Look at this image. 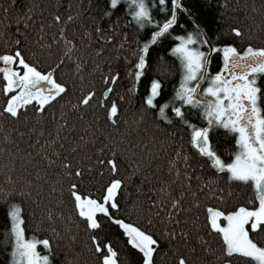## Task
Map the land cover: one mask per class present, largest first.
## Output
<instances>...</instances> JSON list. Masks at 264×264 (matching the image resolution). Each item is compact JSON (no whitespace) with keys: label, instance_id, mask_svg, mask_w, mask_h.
Instances as JSON below:
<instances>
[{"label":"snow or ice","instance_id":"6c2138e0","mask_svg":"<svg viewBox=\"0 0 264 264\" xmlns=\"http://www.w3.org/2000/svg\"><path fill=\"white\" fill-rule=\"evenodd\" d=\"M122 5L128 17L126 23L137 32L149 26L154 30L149 32L147 38L137 41V47L131 52L134 64L125 69L124 75L116 68L110 66L105 70L103 63L97 64L93 71L100 72L101 90L98 91L95 84L90 83L88 87L81 88L77 102L71 104V108L84 121L86 130V135L78 136L79 142L73 141L67 149L69 154L83 152L78 159L62 155L64 144L57 143L62 139L60 133L65 128L71 131L75 125H68L63 105L59 116L53 113L57 121L56 133L54 136L50 133L51 138L46 139L52 151H47L45 145L38 146L47 165L58 168L52 191H59L61 195L67 192L71 214L84 226L87 236L85 251L94 264H158V254H166L169 264H210L206 259L202 260L199 254H210L214 264H264V44H254V37H246L239 26H232L228 33L223 34L230 36V39H222L220 35L210 39L198 25L194 31L175 35V42L168 51L179 61V82L170 96L162 98V80L150 78L141 97L140 112L150 114L153 127L164 129L170 137H176L179 132L178 139L183 141L187 134L191 152L180 147L176 149L177 158L183 159L185 168L189 166L190 158L195 156L202 161L201 168L207 166L210 171L225 177L227 184L247 187L250 192L245 201L229 203L233 197L231 188L226 192L223 186L210 178L206 199L215 203L195 199L192 205L196 209L192 232L182 227L179 219L180 213L191 211L182 207L184 192L179 194L180 198L172 197L168 201L167 217L162 218L167 221L163 230L152 231L153 216L159 213L152 212L151 208L160 201H151L147 216H144L142 207L135 203L124 211L121 208V197L126 192L127 184L140 172L138 162L129 160L128 166L134 170L122 175V157L127 152L121 147L123 136L115 139L105 136V143L95 147L100 116L93 112L89 121L83 110L95 102V109L103 113L105 125L113 130L118 129L125 94L131 100L137 93L138 82L148 72L147 54L151 47L171 36L173 27L178 24V11L188 10L182 0H103L101 15L110 18ZM154 5L167 13L164 19L154 16ZM79 15L77 12L68 16L65 23ZM53 19L59 22L61 17L55 15ZM118 24L119 17L109 27ZM92 32L101 42L113 41L99 22L92 27V31L85 29L84 35L90 39ZM17 35L21 38L10 37L0 49V96L3 97L0 119L8 123L28 122L31 110L32 118L39 122L57 100L68 95L70 85L57 76V71L65 56L75 59L72 57L75 44L67 39L64 28L59 29V36L53 37L49 44L30 41L19 29ZM238 40L242 44L238 45ZM58 41L64 46L60 58L44 63L43 58L51 57L47 50ZM121 46L116 45L117 48ZM96 51L100 53L103 49ZM213 55L220 61L215 71L211 69ZM127 60L128 57H125V62ZM107 63L111 65V61ZM75 68L80 71L82 64L77 63ZM122 81L128 83L127 89L119 94L118 100L112 99ZM17 135L23 138L25 133L17 132ZM221 136L224 140L217 145L216 141ZM8 139L9 135L5 134L4 140ZM89 144L93 145L91 151H87ZM33 145H36V141H33ZM225 153L229 155L225 156ZM26 155L31 159L32 153ZM93 156L96 157L95 163ZM21 159H24L23 155ZM12 160L15 161V155H12ZM36 172V179L39 180L38 168ZM185 178H188L187 172ZM34 183L28 177L22 183L12 181L10 185L0 187V204L6 207L8 221L5 232L0 234L6 241L7 264H57L54 245L59 234L54 228L50 237L38 238L26 234L24 206L36 195L32 189ZM55 185L60 186L57 188ZM188 187L190 190L191 186ZM200 190H203V185ZM189 194L196 197V192L189 191ZM201 211L203 226L199 223L201 216L197 214ZM48 219H52L51 213ZM141 219L143 224L140 223ZM184 222L188 223L187 217ZM169 223L175 227L170 229ZM112 226L117 227L123 238V248L120 250L110 238ZM213 240L217 248L211 246L210 241ZM162 242L167 245L164 253H161ZM38 246H42L44 251H39Z\"/></svg>","mask_w":264,"mask_h":264},{"label":"trees","instance_id":"16d2710c","mask_svg":"<svg viewBox=\"0 0 264 264\" xmlns=\"http://www.w3.org/2000/svg\"><path fill=\"white\" fill-rule=\"evenodd\" d=\"M182 3L188 11L179 10L178 24L173 27L172 35L165 37L161 42L151 47L147 54L148 72L138 82L137 93L131 100L125 94L124 102L121 104L123 115L118 129L113 130L105 125L103 113L95 109V102H93V106L83 110L89 121L92 120L93 112L100 116L98 140L95 147L105 143V136L109 139L123 136L124 142L121 147L125 148L127 152L122 157L124 164L122 175H128L134 170L128 166L129 160L138 162L140 172L133 176L127 184L126 192L121 197L122 211L129 209L135 203L142 207L144 216H147L151 201H160L158 205L151 208L152 212L159 213V215L153 216V224L151 225V230L157 232L162 231L167 222L166 219L162 218L167 217L168 201L172 197L180 198L181 192H184L182 207L191 209L187 213L179 214L181 226L186 227L190 232L193 231L192 220L196 209H193L192 205L195 203V199H199L201 202L215 203L213 200L206 199L210 187L208 185L210 178L223 186L226 192L231 188L233 197L229 203L236 200L245 201L250 192L247 187L227 184L225 177L210 171L207 166L201 168L202 161L195 156L190 158L189 166L185 168L183 159L177 158L176 149L180 147L191 152L190 146L187 144V134H185L184 140L180 141L178 139L179 132H177L176 137H170L164 129L154 128L151 115L140 112V104L150 78L156 77L162 80V98L170 96L178 84L179 61L168 51L175 42V35L177 34L194 31L198 25L210 39L216 38L218 35L222 39H230V36L223 34L228 33L230 27L239 26L244 30L246 37L249 35L254 37L252 41L254 44H264V0H182ZM102 5L103 0H0V49H3L4 42L9 41L10 37L11 39L21 38L17 35V29L30 41L49 44L53 37L59 36V29L64 28L67 39L75 44L72 50V57L75 59L65 56L63 64L57 71V76L66 80L70 85L68 95L57 100L47 110L43 120L39 122L32 118L31 110L29 111L30 119L28 122L8 123L0 119V187L10 185L12 181L18 184L22 183L28 177L35 181L32 189L36 195L24 206L26 234L35 235L38 238L50 237L52 235L51 229L54 228L59 234L54 245V256L57 264H94V261L85 251L87 236L84 226L71 214V204L67 192L65 191L61 195L59 191H52L54 187L52 182L57 179L58 168L47 165V161L38 151V146L45 145L47 151H52L47 146L46 139L51 138L50 133L55 135L57 121L53 118V113L59 116L63 105L68 125L71 127L74 124L75 127L71 131L69 128H65L60 133L62 139L57 143L64 144L61 154H67L77 159L83 155V152L80 151L70 154L67 152L73 141L79 142L78 136L86 135L84 121L80 119L79 113L71 108V104L77 102L81 88L88 87L90 83H94L98 91L101 90L100 72L93 71L97 64L103 63L105 70L110 66L116 68L121 72V75H124L125 69L131 68L134 64L131 52L137 47V41L147 38L149 32L154 30L152 26H149L137 32L133 26L126 23L128 17L125 15L123 5L116 9L110 18L103 17L101 15ZM5 9H7L6 12ZM77 12L80 13L78 18L65 23L68 16H73ZM153 14L161 20L167 15L155 5ZM55 15L61 17L59 22L53 19ZM117 17H119L118 26L110 28L109 25L114 23ZM97 22L104 29L106 35L113 37V41L101 42L94 32H92L90 39L84 35V30L92 31V27ZM42 25L43 28H41ZM41 32H43V36H41ZM117 44L122 46L117 48ZM237 44L240 45L242 42L238 40ZM101 48L103 51L97 53L96 50ZM63 50L62 42L58 41L52 44L51 48L47 50L51 53V57L50 59L43 58V62L56 61L60 58ZM125 57H128L127 62H125ZM107 61H111V65ZM77 63L82 64L80 71L75 68ZM219 63V58L213 55L211 69L217 70ZM127 87L128 83L122 81L116 87V93L112 99L118 100L119 94L123 93ZM2 100L3 97L0 96V102ZM17 132H24L25 136L21 138ZM41 132L43 135H40ZM5 134L9 135L7 141L4 140ZM88 139L91 140V137L89 136ZM223 140L224 137L221 136L216 141L217 145H220ZM33 141H36L35 146ZM145 141L148 143L145 144ZM92 148L93 145L89 144L87 151H91ZM27 153H32L31 159L28 158ZM12 155H15L14 162ZM22 155L24 156L23 160L21 159ZM227 155L229 154L225 153V156ZM95 160L96 157L93 156V163ZM37 168L40 172L39 180L36 179ZM185 172L188 173L187 179ZM188 185L191 186L190 190ZM202 185L203 190H200ZM59 186L55 185L57 188ZM214 186L212 185V187ZM138 188L139 191H137ZM189 191L196 192V197L193 198ZM49 213L52 215L51 220L48 219ZM197 214L201 216L199 223L203 226L202 211ZM132 215H136L134 209H132ZM185 217H187L188 223L184 222ZM140 223L143 224L144 221L141 219ZM7 226L6 207L0 204V234L5 232ZM168 227L171 229L175 225L169 223ZM109 235L117 249H122L123 238L116 226L111 227ZM210 243L213 248L218 247L214 240ZM5 244L3 235H0V264H7L9 259ZM166 247L167 245L162 242L161 253H164ZM38 250L44 251L42 246H38ZM199 255H201L202 260L206 259L210 264H214L210 254ZM157 262L158 264H169L166 254H158Z\"/></svg>","mask_w":264,"mask_h":264}]
</instances>
